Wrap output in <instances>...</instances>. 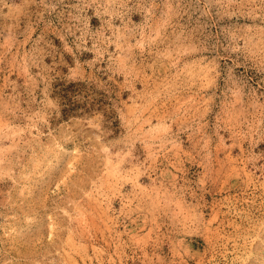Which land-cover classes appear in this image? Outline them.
I'll return each instance as SVG.
<instances>
[{"label": "rangeland", "instance_id": "obj_1", "mask_svg": "<svg viewBox=\"0 0 264 264\" xmlns=\"http://www.w3.org/2000/svg\"><path fill=\"white\" fill-rule=\"evenodd\" d=\"M0 264H264V0H0Z\"/></svg>", "mask_w": 264, "mask_h": 264}]
</instances>
